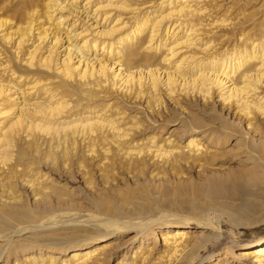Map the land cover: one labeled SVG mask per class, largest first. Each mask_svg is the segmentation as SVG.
<instances>
[{"label":"bare ground","instance_id":"bare-ground-1","mask_svg":"<svg viewBox=\"0 0 264 264\" xmlns=\"http://www.w3.org/2000/svg\"><path fill=\"white\" fill-rule=\"evenodd\" d=\"M58 1L45 0L40 9L36 2H31L24 6L18 18L12 20V23L9 19L0 18V56L1 53H5V46L11 49V55L8 58H0V65L8 67L10 72L0 74L1 196L10 194L16 199L17 195L14 191L16 182L38 185L41 183L33 182L38 179L36 175L39 166L34 168L32 175H29L25 171L29 161H20L27 148H30V153L34 152L35 155H39L36 143L40 140L38 144L41 146L45 141L48 147H52V143H55V147L56 145L57 147H60L59 145L72 147L75 146L76 137H79L81 141L84 137L89 138L87 145L89 152L96 148L100 154H105L106 146L110 145L112 148L114 146L117 150H122L128 159L140 155L142 150L136 149L139 144L133 139L128 142L127 137L131 134V128L138 129L142 123L138 119L140 118L137 115L138 111H134L139 106L135 102L142 98H144L142 102L146 104L145 107L142 105L139 107H147L159 114L165 109L163 100L165 96L176 104L180 98L179 95L200 94L203 100L211 97V92L217 89L214 92L225 104L227 110L236 108L241 112L245 126L241 127L240 138L234 142H240L237 144L240 152L251 161L254 160L253 151L260 155L264 154V137L255 138L251 131L259 124V120L264 122V99L261 95L264 91V28L257 37H246L242 43L236 45L233 51L224 48V51L217 52L212 42L220 35H216L213 28L218 17H215L212 12L207 15L210 9L206 2L202 4L204 0H154L153 2H157L155 9L133 15L128 24L124 20H122V25L116 24L119 20L117 18L110 26L106 21L110 16L109 10L126 6V0L119 6L113 5L114 0H84L83 3H81L82 0H66L62 5H60L61 0ZM78 1H80L79 6L75 4ZM236 1L238 7L235 10V16L244 15L245 2ZM64 11L66 14H59ZM82 15L84 16L81 18ZM101 15L102 22H96V18ZM68 16L77 18L65 24L69 19ZM118 16L114 15L113 18ZM43 17L44 21L40 19ZM79 18L86 23L90 18L93 19L92 23H98L99 29L92 28L96 25L90 23L89 26L92 29L88 34L84 30L89 29L83 26L80 27L81 31L76 32L73 27L77 25L75 22ZM243 19L245 21L246 17ZM244 21L239 22L244 23ZM103 25L104 28H102ZM60 27L64 31L60 32ZM243 28L234 29L235 36L237 34H239L237 36H242L245 33ZM79 35L82 38L79 41L74 40ZM63 42H66L65 52L59 55L58 48L63 46ZM196 44H198L199 52H202L201 55L200 53L193 54V52L191 55L185 54L183 47L190 48ZM23 49L25 52L20 59V62L23 61L20 66H24V69H19L15 67L13 61L17 60ZM142 50L145 52L141 53ZM49 72L52 73L51 78H42L43 74L48 75ZM106 82L110 84V87L113 85H117L113 87H121L125 98L120 100L122 103L105 104L104 110L99 113L102 107L94 111L99 106L94 102L85 106L82 112L75 114L72 118V113L69 111L72 105L80 104L79 101L85 92L83 88L91 84L102 86ZM37 86H40L39 89ZM59 93L60 96L57 97ZM74 94H78L80 98L72 102L71 99H66L67 96L70 98ZM36 95L41 98L38 100ZM30 96L33 97V101L28 103V100L32 98ZM17 103H20V106H16L14 110L13 104L17 105ZM31 105H35L34 108ZM131 108L134 109L132 110L133 115L129 118L131 123L127 126L125 125L127 122L119 124V118L126 114L128 116L127 110ZM28 112L40 116H31ZM107 112L110 113L107 114ZM221 122L219 127L228 129L222 138L221 131L217 132L204 127L205 124L194 115L186 118V121L182 123L188 127L187 132H190V137L184 146L193 153L189 156L192 160L197 162L206 160V155L210 150L208 146H204L202 140L206 139L207 144L212 141L216 146L219 140L225 141L228 139L227 135L232 134V128L229 125L235 127L237 124L233 121ZM101 131H107L111 137L101 134ZM151 137L146 144H150ZM122 141L124 142L121 143ZM107 142L108 145H105ZM152 143L149 146L145 144V148H148L146 151H150L153 156L162 158V156L171 155L175 161L177 157L186 158L177 143L163 146L161 144L152 145ZM43 158L47 156L41 159ZM103 158L106 159V155ZM31 176L34 177L33 180ZM259 179L264 183V175L255 177L253 180L258 182ZM220 182V178L213 177L205 186L210 191H216ZM4 191L6 193H3ZM44 211H47V208ZM43 214L44 217L47 215L46 212ZM40 215V212L23 206L0 207V237L3 238V243H0V260L10 253L16 254L15 250L25 251L35 245L39 250L45 246L56 247L59 251L74 246L77 249L71 252L65 264H100L109 252L107 245L103 243L91 249H85V244L92 239L102 238L114 228H119L114 221L103 219L104 221L100 224L84 230V233L67 234L61 237L62 239L52 237V234L25 236V240L12 239V232L22 233L36 229L34 224L41 221ZM59 217V214L55 215V218ZM58 222L61 221L57 220L51 225ZM152 223L153 220L149 223H135L134 227L144 232L147 226L152 227ZM171 223L175 228L166 229L161 235L165 246L164 251L168 255L167 264L172 263L169 258L175 253L189 248L191 240V236H187V230L184 229L189 226L190 222L174 220ZM200 223L204 226H211L215 230L218 228L207 222L200 221ZM202 233L191 245L192 253L199 254L200 248L207 249L208 243L220 237L219 231L209 232V234ZM246 245L248 246L236 251L228 245L226 253L238 259L248 258L255 264H264V237ZM56 257L52 254L42 257L39 253L37 256L25 255L20 263H17L16 259L13 263L63 264V261H55ZM144 257L141 256V259L138 257L139 264L143 262ZM133 260L134 258L127 264H132ZM192 262L193 260H185L178 264H191Z\"/></svg>","mask_w":264,"mask_h":264},{"label":"rangeland","instance_id":"rangeland-1","mask_svg":"<svg viewBox=\"0 0 264 264\" xmlns=\"http://www.w3.org/2000/svg\"><path fill=\"white\" fill-rule=\"evenodd\" d=\"M44 1L0 0V18L9 19V22L12 23V20L14 21L18 18L24 6L31 2H36L40 9ZM123 1L125 0H114L113 5L119 6ZM153 1L126 0V6L109 10L110 16L106 19L108 26L112 25L117 18L119 20H117L116 24H121L122 20L127 21L128 24L133 15L155 9L157 2ZM235 1L204 0L202 2V4L206 2L210 9L207 15L212 12L215 17H218V20L214 22L213 28L214 33L220 35L217 36L218 39L216 37L214 38L215 41L212 42L217 52L224 51V48L225 50L233 51L236 45L242 43L246 37H257L262 28H264V25H262L264 24V0H241L245 2L246 8L244 15L237 16H235V10L238 5L237 1ZM65 2L66 0H61L60 5ZM79 2L75 4L79 6ZM83 2L84 0L81 1V3ZM211 9L213 10L211 11ZM59 14H66V12ZM114 15L119 16L113 18ZM244 17H246L245 21ZM68 18L65 24L77 17L68 16ZM81 18L76 19L75 23L77 25L73 27L76 32L81 31V26L89 29L84 30L87 34L92 28L99 29L97 27L99 26L98 23H92L93 19L90 18L86 23ZM40 19L44 21V17ZM102 20V15L96 18V22H102ZM239 21H244V23ZM90 23L92 25L95 24L96 27L91 28L89 26ZM239 25L244 27L245 35L237 36L239 35L237 34L235 36L234 29H239ZM102 28H104V25ZM62 31L64 30L61 28L60 32ZM238 37L239 41L237 40ZM80 38L82 37L79 35L74 40L79 41ZM65 45L66 42H63V46L58 48L59 55L65 52ZM5 47V53H1L0 56L3 59L11 55L10 47ZM183 49L185 54L189 55H191V52L197 55L202 53L199 52L198 44L190 48L183 47ZM24 52L23 49L17 60L13 61L15 67L19 69H24V66H20L23 63V61L20 62V59ZM142 52L144 53L145 51L142 50ZM1 73H10L8 67L0 65ZM51 77V72L42 76V78ZM113 86L110 87V84L106 82L102 86L91 84L87 88L82 87L85 92L79 101L80 104L72 105L69 111L72 113V118L75 114L82 112L85 106L94 102L99 104L94 111L102 107L99 113L104 110L105 104L122 103L120 100L125 99L123 90H121L120 86ZM214 91L211 92V97L203 100L198 93V95L190 96L179 95L180 98L176 104L172 100L169 101L167 96H165L163 97L165 109L159 114L147 107H139L140 105L145 107L146 103L142 102L144 98L138 102L136 101L135 104L139 105L138 108L127 110L128 116L126 114L119 118V124L127 122L125 125H129L131 123L129 118L133 115L134 112L132 110H134L138 111L137 115L140 116L138 119L142 121L138 129L131 128V134L127 137L128 142L133 139L139 144L136 149L142 150L140 155L133 156L130 159L124 156L122 150H117L114 146L112 148V146L108 145V142L105 144L108 145L106 146L107 151L105 154H100L96 148L89 152L87 151L89 138L85 139L84 137L82 141L79 137H76L74 147L69 145H67L68 147L64 145H59L60 147L56 145L55 147V143H52V147H48L45 141L41 146L38 144L40 140L36 143L37 154L39 155H35L34 152L30 153V148L25 149L20 161H29L25 170L29 175H32L34 168L39 166L36 175L38 179L33 182L39 181L41 183L39 185L30 183V185L16 182L17 185L14 191L15 195H17V200L10 194L8 196L0 195V207L17 205L29 210L34 209L40 212L39 218L41 221L34 224L36 229H33V231L12 232V239L25 240V236L45 234H52V237L62 239L61 237L67 234L84 233L87 228L98 225L104 221L103 219H107L114 221L119 228H114L113 231L102 238L90 240L85 244L87 248L86 246L84 247L85 249H91L99 244L104 243L107 245V251L109 252H107L100 264H127L133 258L134 262L132 261V264L135 262L139 264L138 261L141 256L145 257L142 258L143 262L140 264H167L168 255L164 251L162 232L166 229L173 230L175 226L171 222L174 220H187L190 223L184 229L187 230V236H191L189 248L187 247L182 252L175 253L173 257H168L172 262L171 264H178L185 260H193L191 264H255L248 258L245 260L232 257L226 251L228 245L232 246L236 251L248 246L246 244L264 237V220H260L264 218V183L260 179L258 182L253 180L255 177L258 178L264 175V154L260 155L253 151L254 160L251 161L246 159L240 152L237 146L240 142H234L240 138L241 127L245 126L241 112L236 108H228L227 110L225 104L220 101L221 99H218ZM261 95H263L264 99V91ZM59 96L60 93L57 97ZM35 97L38 100L41 98L39 95ZM68 97L66 99H71V102L80 98L78 94ZM32 101L33 97L28 100V103ZM16 106H20V103H17V105L13 104L14 110L17 108ZM31 106L34 108L35 105ZM28 114L40 116L34 115L33 112H28ZM192 115L200 118L202 123L205 124L204 127H209V129H214L217 132L221 131V138L228 131V129L219 127L222 123L221 121H228V123L230 121L237 122L235 127L229 125L232 128V134L227 135L228 139L225 141L219 140L216 146H214L212 141L208 144L206 139L201 141L210 150L206 155V160L201 162L192 160L189 156L193 153L184 146L190 137V132H187L188 127L182 125V123L186 121V118H191ZM238 118H240L239 121ZM251 131L255 138L264 137L263 120H259V124ZM101 134L111 137L107 131H101ZM192 134L194 133L192 132ZM150 137V144H146ZM151 143L152 145L161 144V146L177 143L186 158L177 157L175 161L171 155L162 156V158L161 156H153L150 151H146L148 148H145L146 145L149 146ZM51 148H56L57 150L54 151L55 149L51 150ZM45 151L48 153L45 154ZM211 151L214 152L211 153ZM177 152L181 153L180 151ZM104 155H106V159L103 158ZM44 156H47V158L41 159ZM213 177L221 180L216 191H210L205 186L208 180ZM41 185L45 186V189L43 186L41 188ZM1 192L0 190V194ZM3 193L6 192L4 191ZM45 207L48 212L44 211L46 210ZM42 212H46L47 215L45 217L47 216L48 218H45ZM56 214H59L60 217L55 218ZM57 220L61 222L51 225ZM152 220V227L147 226L144 232L134 227L135 223H149ZM200 221L210 223V225H215L218 228L215 230L211 226H204ZM215 231L220 232V237L208 243L207 249L200 248L199 254L191 252L190 247L195 240H198V235H201L202 232V234L216 233ZM2 240L3 238L0 237V243H3ZM57 247L59 248V246ZM64 249L59 251L56 247L42 246L39 250L35 245L25 251L15 250L16 254L10 253L7 256L8 258L3 256L0 264H14L15 259L17 263H20L23 256L32 254L37 256L39 253L42 257L47 254L57 256L55 261H63V264H65L68 262L71 252L77 247H66ZM174 257L175 260H173Z\"/></svg>","mask_w":264,"mask_h":264}]
</instances>
